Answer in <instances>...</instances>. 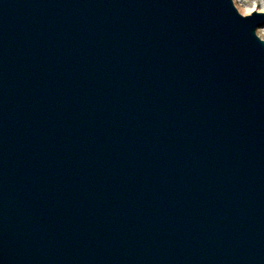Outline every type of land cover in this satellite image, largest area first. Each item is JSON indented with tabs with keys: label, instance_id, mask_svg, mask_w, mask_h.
Masks as SVG:
<instances>
[{
	"label": "water",
	"instance_id": "obj_1",
	"mask_svg": "<svg viewBox=\"0 0 264 264\" xmlns=\"http://www.w3.org/2000/svg\"><path fill=\"white\" fill-rule=\"evenodd\" d=\"M263 26L0 0V264H264Z\"/></svg>",
	"mask_w": 264,
	"mask_h": 264
},
{
	"label": "rangeland",
	"instance_id": "obj_2",
	"mask_svg": "<svg viewBox=\"0 0 264 264\" xmlns=\"http://www.w3.org/2000/svg\"><path fill=\"white\" fill-rule=\"evenodd\" d=\"M233 3L241 15H249L253 11L264 13V0H233ZM257 29V36L264 41V26Z\"/></svg>",
	"mask_w": 264,
	"mask_h": 264
},
{
	"label": "bare ground",
	"instance_id": "obj_3",
	"mask_svg": "<svg viewBox=\"0 0 264 264\" xmlns=\"http://www.w3.org/2000/svg\"><path fill=\"white\" fill-rule=\"evenodd\" d=\"M235 1V0H234ZM262 29V28H259V30Z\"/></svg>",
	"mask_w": 264,
	"mask_h": 264
}]
</instances>
